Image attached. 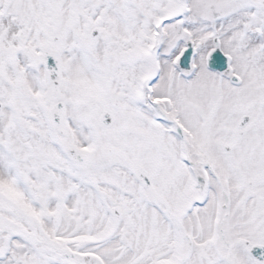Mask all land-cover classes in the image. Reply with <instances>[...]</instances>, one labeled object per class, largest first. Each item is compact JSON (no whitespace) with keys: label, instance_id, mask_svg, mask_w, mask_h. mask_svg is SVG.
<instances>
[{"label":"snow or ice","instance_id":"snow-or-ice-1","mask_svg":"<svg viewBox=\"0 0 264 264\" xmlns=\"http://www.w3.org/2000/svg\"><path fill=\"white\" fill-rule=\"evenodd\" d=\"M0 264H264V0H0Z\"/></svg>","mask_w":264,"mask_h":264}]
</instances>
